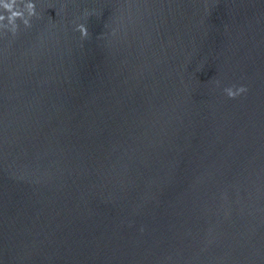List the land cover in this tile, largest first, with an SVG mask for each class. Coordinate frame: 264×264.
Returning <instances> with one entry per match:
<instances>
[{
  "label": "water",
  "instance_id": "water-1",
  "mask_svg": "<svg viewBox=\"0 0 264 264\" xmlns=\"http://www.w3.org/2000/svg\"><path fill=\"white\" fill-rule=\"evenodd\" d=\"M0 264H264V0H0Z\"/></svg>",
  "mask_w": 264,
  "mask_h": 264
}]
</instances>
